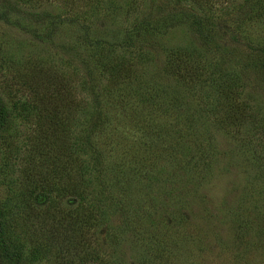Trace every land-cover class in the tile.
I'll return each mask as SVG.
<instances>
[{"label": "rangeland", "instance_id": "obj_1", "mask_svg": "<svg viewBox=\"0 0 264 264\" xmlns=\"http://www.w3.org/2000/svg\"><path fill=\"white\" fill-rule=\"evenodd\" d=\"M112 1L118 9L109 19L96 20L82 8L80 20L51 27L44 18L10 11L0 17V97L9 109L0 140V204L9 247L20 251L24 264H264V132L246 125L238 139H230L213 122L220 87L229 84L239 97L253 93L245 110L264 118V52L241 49L264 48V0L253 2L251 16L242 20L236 12L220 17L219 6L212 10L222 18L216 26L224 27L231 52L219 63L224 78L199 80L192 90L162 70L158 51L140 47L145 33L137 34L134 45L123 43L132 22L145 15L142 1ZM230 1L224 3L231 9ZM47 7L59 9L56 1ZM165 9L157 15L165 16ZM100 22L106 23L98 30ZM83 23L89 39L113 38L105 58L122 60L136 79L110 84L108 71L96 75L104 103L120 110L91 135L104 187L97 191L98 180L91 168L85 175L90 165L83 163L76 198L66 191L65 158L70 151L77 162L83 158L91 105L81 60L98 53L81 44ZM166 28L148 40L164 48L197 49L187 24ZM218 55L192 56L177 72L202 78L194 66L215 64ZM256 62L263 67H246ZM148 135L160 139L150 144ZM83 176L89 186H82ZM85 191L95 196L100 212L88 226L76 212ZM88 245L91 255L85 253Z\"/></svg>", "mask_w": 264, "mask_h": 264}, {"label": "trees", "instance_id": "obj_2", "mask_svg": "<svg viewBox=\"0 0 264 264\" xmlns=\"http://www.w3.org/2000/svg\"><path fill=\"white\" fill-rule=\"evenodd\" d=\"M53 1H56L59 9H55L54 11L48 10L47 4H52ZM142 8L144 9L143 14H140L138 18L132 22L130 29H127V32L124 35L123 43L126 46L134 45L139 37V33H145L148 37H144L140 40V47L153 49L158 51V56L161 57L162 61V70H167V74L169 76H173L175 83L178 85H182V87L187 90H192V87L199 85V80L204 81L206 84V80L214 81L218 79L224 78L225 71H221L219 63L223 61L222 56L227 53V57L230 56L231 50L226 47L224 41L228 38V34L224 31V27L221 25L219 27L216 26V23L222 21V17L225 14H231L236 12L235 14L241 17V20L244 18H249V10L252 7L253 2H258L260 0H231L233 8L230 9L224 2H228L229 0H141ZM115 2L112 0H0V17L4 18L5 13L7 11L21 14L23 16L32 17L33 19H41L44 18L47 20L49 26L56 25L58 22H73L75 20H80V12L82 10L88 11L91 15L96 16V20L100 18H104V16L109 17L112 16L111 11L117 10L118 7L114 5ZM231 5V6H232ZM41 6L40 10H34V7L37 8ZM47 8H46V7ZM219 6L221 14L217 16L213 13V9ZM82 8V10H81ZM84 8V9H83ZM164 8L167 11L165 16L157 15L159 11H162ZM132 9V7H131ZM126 8L123 10L125 12ZM133 10V9H132ZM122 11V10H119ZM230 12V13H229ZM152 17V18H151ZM138 21L139 19H141ZM82 19V18H81ZM154 20V22H151ZM161 20L159 25H161V30L156 28V21ZM106 22H103L101 26L98 27V30L104 28ZM163 23V26L162 24ZM177 23H185L192 30V33L195 35L193 40L198 42L197 49H193L190 51H186L184 47L181 45L177 49L164 48L163 43L157 40H148V38H153L158 36L157 33L163 34L167 30L166 27L172 26ZM84 24V25H83ZM83 38H80L81 44L91 46L92 48H98V53H91L85 57V60H81V64H83V69L85 73V78L83 79V85L86 87V91L88 93V98L90 100V111L87 117L86 127L82 133V152L83 158L81 161L77 162L75 159V155L72 151H70L65 158V170L64 174L67 179V192L70 195H75L77 198L78 190V179L77 172L83 169L85 164L89 163V167L84 166L85 175L88 174L89 168L92 171V178L98 180V190L103 189V184L101 182L102 176V168H101V160H99V150L91 145V135L102 130L103 126L107 122L108 116L113 114L115 110H120L117 106L113 110L109 105H106L102 100V92L99 89L98 79L96 75L101 73L100 71H108L107 78L108 83L115 84L116 82H122L127 85L129 83H134L135 74L134 71L129 69L126 65L123 64V61L116 60L110 57L105 58L107 52H109L112 48L111 42H113V38L105 39L103 37L98 36L97 34L94 38L89 39L87 34L85 33L86 26L83 23ZM158 24V23H157ZM151 25V26H150ZM159 27V26H158ZM157 31V33L155 32ZM137 38V40H136ZM226 43V42H225ZM83 45V46H84ZM142 45V46H141ZM241 49L250 50L254 53L264 52V48L260 46H242ZM210 52L215 54L219 53L217 62L215 64H210V68H206V63L202 67L208 70H204L201 66L199 69H194L196 71H200L204 73L205 76L202 78H192L187 77L185 73L177 72L178 67L181 66L185 59L199 57L202 53ZM215 52V53H213ZM142 54L147 53V51H142ZM161 55H160V54ZM141 55V54H140ZM156 55V54H154ZM190 63H187V65ZM246 66V64L242 63ZM213 66V67H212ZM249 66V67H248ZM246 67L255 70L257 68L263 67L260 63L248 64ZM192 68V67H190ZM217 68L220 70L217 71ZM97 69V72H96ZM203 69V70H202ZM238 80H240L239 86L241 87L244 83V79L242 78V68H238ZM95 73V74H94ZM175 76V77H174ZM187 78V81L183 80ZM232 86L231 84H229ZM220 87V96L222 101L217 105V108L214 109L215 120L213 121L217 128H219L222 132H224L230 139H238L239 138V130L241 127L246 125H255L259 126V129L264 132V118H261L257 113L248 110H245V107H248V102H253L255 100L252 97H239L241 94L237 89L234 90L232 87ZM239 87V88H240ZM231 88V89H230ZM238 88V89H239ZM240 90V89H239ZM223 96V97H222ZM228 96V98H227ZM226 97V101L223 103V100ZM239 97V98H237ZM249 100H248V99ZM106 107L102 108L101 103ZM257 110V109H256ZM258 111V110H257ZM112 112V113H111ZM119 113V112H118ZM9 119V109L6 107L2 98L0 97V140L2 138L3 131L6 129L7 123ZM160 139L152 135H148L146 138L147 142L150 144H156L157 140ZM81 165V166H80ZM81 167V168H80ZM83 187L86 185L89 186V179H85L82 177ZM81 186V187H82ZM86 193V191H85ZM40 195V194H39ZM87 197L83 204L79 206V210L76 208V212L78 211L81 215V220H84L86 226L95 222L98 218L95 217L94 212L97 211V215L100 214L98 209V201H94V197H90V192L86 193ZM119 214L121 216V207L118 206ZM4 208L0 204V263L1 264H24L22 261V255L17 248L9 247V241L6 235V224L4 220ZM75 213V212H74ZM75 216V214L73 215ZM83 216V217H82ZM100 219V218H99ZM89 245L86 248V254L91 255L89 252Z\"/></svg>", "mask_w": 264, "mask_h": 264}]
</instances>
